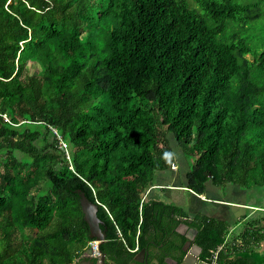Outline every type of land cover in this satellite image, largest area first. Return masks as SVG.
<instances>
[{
    "label": "trees",
    "instance_id": "1",
    "mask_svg": "<svg viewBox=\"0 0 264 264\" xmlns=\"http://www.w3.org/2000/svg\"><path fill=\"white\" fill-rule=\"evenodd\" d=\"M192 1L0 0V264L82 261L80 192L106 264H182V225L203 261L225 244L226 223L147 193L171 135L190 193L264 187V0ZM261 239L246 231L218 264H264L230 259Z\"/></svg>",
    "mask_w": 264,
    "mask_h": 264
},
{
    "label": "crops",
    "instance_id": "2",
    "mask_svg": "<svg viewBox=\"0 0 264 264\" xmlns=\"http://www.w3.org/2000/svg\"><path fill=\"white\" fill-rule=\"evenodd\" d=\"M172 164L177 166L176 170L172 169ZM177 171L179 164L175 158L170 169L156 174L154 186L147 193L148 199L182 207L190 214L191 219L202 215L226 223L230 230L225 243L232 248L239 247L246 231H255L262 237L260 242L243 246L239 252L232 251L230 259L246 250H252L264 260V203L255 200L249 191L234 186L219 188L211 183L208 184L205 195L192 194L185 188V179L182 182L180 177H175ZM186 173L185 171L184 176ZM189 230L187 226L182 225L178 232L182 234Z\"/></svg>",
    "mask_w": 264,
    "mask_h": 264
},
{
    "label": "water",
    "instance_id": "3",
    "mask_svg": "<svg viewBox=\"0 0 264 264\" xmlns=\"http://www.w3.org/2000/svg\"><path fill=\"white\" fill-rule=\"evenodd\" d=\"M186 190L188 189L186 188ZM79 196L84 220L88 224L90 229V239L98 242V248L100 251V246L106 242V233L102 230V222L98 218V206L91 203L85 196V194L80 192ZM181 227L182 226H180L179 229ZM182 235L186 236V238L188 239V243L184 248L186 257L184 258L182 264H206L202 261H199L201 259L202 249L196 245H193L197 236V232L194 230H189V232L182 233ZM147 256L148 255L145 253V251L140 252L135 257L136 264H148ZM93 261L94 259L92 257V250L91 248H89V250L84 255V259L80 262L78 261L76 264H93ZM95 264H106V256L101 253V256L96 259Z\"/></svg>",
    "mask_w": 264,
    "mask_h": 264
},
{
    "label": "rangeland",
    "instance_id": "4",
    "mask_svg": "<svg viewBox=\"0 0 264 264\" xmlns=\"http://www.w3.org/2000/svg\"><path fill=\"white\" fill-rule=\"evenodd\" d=\"M183 1V0H182ZM187 2V4L189 5L190 9H194V3L192 0H184ZM29 74L30 75H34L35 73L38 72V67L34 64H31L29 67ZM170 143H171V147H173V151H174V157L177 158V162L179 164V171H177L176 175L173 174L171 172L172 175H175V177H180V179L182 180V182H184V175H185V171L187 172L188 166L186 165V162L183 160L182 158V150L180 149V147L178 146V144L175 142V140H173V135L170 136ZM177 167V166H176ZM181 182V183H182ZM252 195H254V199L255 200H259L261 203H264V187L262 188H255L252 189L251 193Z\"/></svg>",
    "mask_w": 264,
    "mask_h": 264
},
{
    "label": "built area",
    "instance_id": "5",
    "mask_svg": "<svg viewBox=\"0 0 264 264\" xmlns=\"http://www.w3.org/2000/svg\"><path fill=\"white\" fill-rule=\"evenodd\" d=\"M63 147H64L65 150L67 149V146L65 144H63ZM172 169L173 170L177 169L175 164H172ZM103 208L107 211V208L105 206H103ZM98 246H99L98 242L94 241V242L90 243V248L92 250V257L95 260L98 259L101 256V253L99 251ZM225 249H226V243L224 245L220 246L217 251L213 252L212 253V257L209 260L203 261V260L200 259L199 261H202V262H204L206 264H218L219 263V255ZM137 252H138V247L135 250L131 251V253H134V254L137 253Z\"/></svg>",
    "mask_w": 264,
    "mask_h": 264
}]
</instances>
